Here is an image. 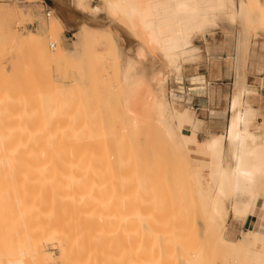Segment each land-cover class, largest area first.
<instances>
[{
  "label": "rangeland",
  "instance_id": "374dc122",
  "mask_svg": "<svg viewBox=\"0 0 264 264\" xmlns=\"http://www.w3.org/2000/svg\"><path fill=\"white\" fill-rule=\"evenodd\" d=\"M41 2L0 0V136L4 145L1 156L9 152L12 164L10 168V164L0 166V264L8 258H22V264H134L133 259L146 264H190L193 260L197 264H250L243 261V254L226 249L208 236L206 220L197 206L188 176L195 165L216 168L220 161L230 159L223 152L217 157L201 147L216 133L205 132L201 139L197 133L199 148L192 155L167 140L154 125L155 114L150 116L152 120L148 119L151 124L131 129L129 116L122 110L126 93L123 67L128 64L123 52H129L124 39L130 36L125 18L121 16L123 23L116 15L118 19L108 26L111 20L102 14L105 21L91 22L92 26L103 28L101 32L89 36L79 45L77 53L53 56L49 61L41 56L39 42L28 39L29 33L42 35L51 50L50 43L55 42L64 51L76 47L78 34L69 33L70 44L64 45L65 30L52 26L54 10L47 17V6ZM44 2L51 5L50 0ZM89 3L90 0L82 3L88 13L91 12ZM98 6L104 9L105 1L100 0ZM249 16L247 25L250 19L254 20L248 26L249 56L246 54L243 70L247 73L248 65L256 60L257 71L264 72L263 7L254 8ZM238 23L221 21L219 26L210 29L206 40L196 38L194 51L200 61L195 64L223 61L229 68L234 64L236 69L235 45L241 29ZM135 30L133 33L139 34L132 33L131 38L139 42L134 40L129 55L135 58L131 64H137H132L129 75L133 76L132 80L136 75L141 80L139 85L130 87V98L140 106L150 102L157 93L148 77L149 69L141 65L144 63L147 67L149 55H140L141 35ZM223 51L228 55H221ZM181 66V63L173 64L171 68L176 70ZM180 75L170 73L166 97L182 103L183 93L172 88ZM99 127L98 144H88L86 138L81 140L87 132H97ZM207 159L213 163H207ZM75 180L85 183L74 186ZM94 184L99 187L93 195L98 226L101 227L102 218L115 221L103 223L104 228L98 233L99 243L91 257L88 248L83 252L71 248L64 257L60 238L71 234L76 223L80 224L74 216L75 206L90 203L88 191ZM231 201L232 198H227L226 204ZM83 214V227L89 230L88 225L94 223L93 216L88 215L92 223ZM116 219H120L117 225ZM240 222L231 216L228 218L231 227ZM241 232L234 237L242 236ZM26 242L41 246L42 253L52 258H31ZM259 246L264 249L263 242Z\"/></svg>",
  "mask_w": 264,
  "mask_h": 264
},
{
  "label": "bare ground",
  "instance_id": "6f19581e",
  "mask_svg": "<svg viewBox=\"0 0 264 264\" xmlns=\"http://www.w3.org/2000/svg\"><path fill=\"white\" fill-rule=\"evenodd\" d=\"M54 1L57 6L59 5L60 9L64 11L67 10L72 20H76L72 24L69 23L70 25L67 27L69 29L77 28L78 40L75 42L76 47L71 49V51H64L57 46L55 42L50 43V46L53 47V50H51L41 37L42 35L29 33L27 36L30 41L36 40L39 42L38 48L41 56L52 61L53 56L58 58L71 52L77 53L80 49V44V46H82L89 36H93L95 35V32L103 29L91 25V22H100L103 20L101 13L108 17V19L110 18L111 22H107L108 26L114 19H118V16L116 17V15H119V17L122 16L129 24L127 25L122 17L119 19L124 21L123 23L126 24V27L128 26L126 32L130 35L124 39L126 44L125 49H129L128 51L130 52V47L134 40L136 41L135 43L139 42L137 41L138 39L133 40V37L131 38V35L133 36L135 33H133V31L138 29L141 35V41L139 43L141 46L138 44L140 46L139 49L141 48V50H139L140 55L143 56L145 55L144 53L149 55V58H147L149 63L147 67L144 63L141 65H144L146 69H149L150 75L148 77L151 79L150 81H152V85L156 91L155 93H157L155 98L150 102H143L140 106L135 100L130 98V87L134 84L139 85L141 78L140 80H137L136 77L138 75H136L135 79H131L133 76L131 77L129 75L131 74L129 71L133 69L132 64H137V62L131 64L130 61L133 59L134 55H129V52L127 53V50H125L123 54L128 57V60H126L128 61V64L125 68L123 67V80L126 85V87L124 85L123 90L125 89L126 93L124 100L122 101V110L129 116L130 127H132L131 129L138 130L141 127L147 126L148 123L151 124V121L148 122V119L152 120L150 116L155 114L156 118L155 120L153 119L155 121L154 125L163 132L167 140L173 142V144L181 150L189 152L192 155H195L197 152L196 142L193 138L192 132L193 110L176 100H170L166 97L167 80L171 72L182 73L185 65L195 64L200 61L194 51L196 38L203 37V39L206 40L210 29L219 26L221 21L240 23L241 29L240 32H238L239 39L237 40L238 42H236V44H238L235 45L237 46L235 54L236 79L233 88L230 123L228 128L226 127L224 133L209 136L204 141L206 152L217 157L223 152L234 161V166L226 168L218 163L216 164V168L207 165H195L188 171V176L191 180L192 189L196 195L197 206H200L204 214L208 236L215 238V240L222 244L226 249L243 254L244 262H250V264H264V249L258 248L260 243H264V235L262 236V232H264V196L260 197L258 192L259 188L264 190V142L257 131L248 128L250 110L246 107L243 108L242 99L243 94L254 92L252 88L248 87L247 79L245 78L243 70V64L246 63L245 44L247 33L249 31L248 26L253 22L252 20H254L253 18L250 19L251 17L249 14L251 10L253 11L254 8L259 6L264 9V0L254 1L253 6H249V2H252L253 0H104L106 6L104 9L96 5L95 7L89 8L91 10L90 13L85 10L86 7L83 8L82 6L84 0ZM75 9L79 13L78 16L74 14L76 11ZM53 10L54 14L51 19L53 25H51L55 26L58 30H62L61 25L63 26L64 24H60L59 22L61 15L58 13L57 9L53 8ZM62 10L61 12H63ZM1 12L2 8H0V13ZM248 16L251 20L249 25L246 23H249L247 20ZM255 19H259V17ZM118 21L115 22L117 23ZM107 23L105 25H107ZM119 23L121 22H118V24ZM120 25L124 26L122 23ZM112 30L119 32L115 29ZM122 30H124V28ZM138 34L139 33L136 35ZM120 38L122 39V37ZM146 48H151L152 50L150 49V51H148L149 49L146 50ZM137 50L138 48H136V51ZM136 51L135 53H138V51ZM126 56L124 59H127ZM136 56H139V54H136ZM141 59L144 62V57ZM133 60H135V58ZM179 63L182 65L180 68L176 70L171 68L173 64L178 66ZM137 67L138 66H136L135 69ZM142 75L144 76L143 73ZM147 98L148 97H145V99ZM100 128L101 127H99L97 132H87L85 137H81V140L86 138L85 140L88 144H98L101 134ZM95 138H97L98 141ZM3 148V137L1 135L0 166L1 163H5V165L10 164V168L12 166L11 157L8 156L10 153L4 152L1 156ZM208 162L213 163L207 159V163ZM83 183H85V181L80 182L75 180L72 184L76 186L79 184L82 185ZM248 187H251V190L248 198L245 200L243 209L241 211L234 209L232 216L243 221L248 215L253 214L256 216V222L253 228L243 231L242 236H240L239 239L232 240L225 236L227 219L229 215H231V209L226 204V199L230 196L228 194L245 192ZM98 191V184L91 185L88 191L91 196L90 203L86 206H75L74 216L83 218V213V216H93L92 219L94 223L91 217L88 216L90 218L87 217V220H90V222L92 221L93 223L91 226V223L89 222L88 230L83 227L85 216L83 219H76L75 217L76 220L81 221H79L80 224L76 223L71 234L63 235L60 238L61 254L64 257L68 255L71 248H75L79 252H83L88 248V255L91 257L99 243L98 233L100 228L103 230V223L111 219L115 221V219L109 217L102 218L101 227L98 226L97 202L93 201V195ZM116 207H118V205ZM112 213L109 215L114 216ZM138 215L141 214L138 212ZM136 217H138L137 214ZM116 220L117 225L120 219ZM81 223L83 225L79 226ZM116 231L117 229L115 227L114 232L116 233ZM25 245L29 247L27 254L31 258H35L36 260H40V257H43V260H46V257L52 258V256H45L42 253L41 246L34 247L31 246V244H28V242H26ZM2 262L3 261H1V263ZM4 262L2 264H22L23 261L22 258L17 260H11V258H8V260ZM43 262L45 263V261ZM193 262L195 261L193 260ZM193 262L190 264H193ZM133 263L146 264L140 259H133ZM194 264L197 263L195 262Z\"/></svg>",
  "mask_w": 264,
  "mask_h": 264
},
{
  "label": "crops",
  "instance_id": "0c3cea01",
  "mask_svg": "<svg viewBox=\"0 0 264 264\" xmlns=\"http://www.w3.org/2000/svg\"><path fill=\"white\" fill-rule=\"evenodd\" d=\"M99 1L100 0H90L89 4L91 7H95V5H99ZM50 2L51 5L49 8L57 9L58 13L61 15L59 22L60 24H64L63 26L61 25V29L65 30V36L62 42L64 45H69L71 38L69 33L72 31L77 32L78 30L77 28L69 29L67 26L76 20L70 18L67 10L64 11L60 9L59 5L57 6L52 0H50ZM61 10L63 12H61ZM74 14L78 16L79 13L76 10ZM102 14L103 13H101V15ZM248 43L249 41L247 38L245 44V54H247V56H249ZM223 48H227V44H225ZM221 55H228V53L223 51ZM255 61L256 60H254L253 65H248L247 73L244 70L248 87L252 88L254 92L243 94L242 99L243 108L246 107L250 110L248 128L257 131L264 142V72L257 71V62ZM178 78V80L175 79L172 88L181 91L184 95L181 100L182 104L190 106L191 109L193 108L195 111L196 116L193 111L192 132L193 138L196 142V151H198L199 140L197 138V133L198 137L201 139V136L205 132L216 133L210 135L214 136L220 134L219 132L224 133L226 127L228 128L230 123L229 120L231 118V105L236 70L234 69V64L232 68H229L227 65L223 64V61H209L207 64L202 63L199 65L187 64L184 66L182 73ZM201 147L206 152L204 142L201 144ZM233 163L234 161L232 159L219 162L221 166H225L226 168L233 167ZM250 190L251 187H248L245 192H236L229 196V198H232L231 204H228V207H231V215H229V217L231 216L235 221H241L239 224L231 227L230 224H228L227 219L225 236L229 239H239V237H234V235L241 231L243 232L247 229L253 228L255 225L256 216L253 214L248 215L243 221L232 216L234 212V204H236V208L241 211L245 205V200L248 198ZM258 192L260 197L264 196L263 189L259 188ZM259 247L260 246L258 245V248Z\"/></svg>",
  "mask_w": 264,
  "mask_h": 264
},
{
  "label": "built area",
  "instance_id": "2783aa9c",
  "mask_svg": "<svg viewBox=\"0 0 264 264\" xmlns=\"http://www.w3.org/2000/svg\"><path fill=\"white\" fill-rule=\"evenodd\" d=\"M43 5H44V3H45V5L47 6V8L45 9V15L47 16V17H49L50 15H51V9L49 8V6H48V4L46 3V2H44V0H43V2H41Z\"/></svg>",
  "mask_w": 264,
  "mask_h": 264
}]
</instances>
